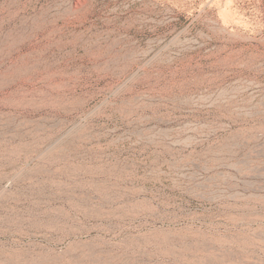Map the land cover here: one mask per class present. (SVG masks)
Returning <instances> with one entry per match:
<instances>
[{
	"label": "rangeland",
	"instance_id": "obj_1",
	"mask_svg": "<svg viewBox=\"0 0 264 264\" xmlns=\"http://www.w3.org/2000/svg\"><path fill=\"white\" fill-rule=\"evenodd\" d=\"M0 254L264 264V0H0Z\"/></svg>",
	"mask_w": 264,
	"mask_h": 264
},
{
	"label": "bare ground",
	"instance_id": "obj_2",
	"mask_svg": "<svg viewBox=\"0 0 264 264\" xmlns=\"http://www.w3.org/2000/svg\"><path fill=\"white\" fill-rule=\"evenodd\" d=\"M106 215H108L107 212H102V214L101 215H98L97 217H104ZM62 229L65 230L66 227H63ZM187 231H180L178 234L175 233V231H170V233H168V236H166V238H168L167 240L170 241V242H174L176 244L181 243V244H185L184 246H187L186 242L184 241V240H188L190 238V234ZM36 236L43 237V238H48L47 235H42L40 233L39 234L37 233ZM70 236H71V233L70 232H67L65 234V236H64L63 239L69 238ZM22 256H23V254L16 255L14 257L15 261L16 262L19 261ZM61 260H63V259H61ZM0 262H4V259H3V255L2 254H0ZM29 262H30V260H29ZM55 262H60V261L56 259ZM4 263L11 264L12 262H10L9 260H6Z\"/></svg>",
	"mask_w": 264,
	"mask_h": 264
}]
</instances>
